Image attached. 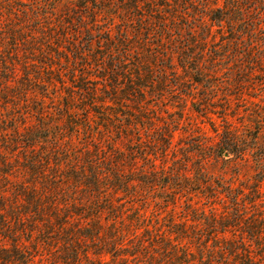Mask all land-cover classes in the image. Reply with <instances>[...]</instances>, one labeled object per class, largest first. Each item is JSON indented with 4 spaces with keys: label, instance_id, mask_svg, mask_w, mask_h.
I'll return each instance as SVG.
<instances>
[{
    "label": "rangeland",
    "instance_id": "obj_1",
    "mask_svg": "<svg viewBox=\"0 0 264 264\" xmlns=\"http://www.w3.org/2000/svg\"><path fill=\"white\" fill-rule=\"evenodd\" d=\"M83 1L0 0V86L6 75L5 68H11V86L0 90V167L5 161L11 171L7 178L9 184L6 185L0 178V188L1 184L6 185L4 189H8L6 193L9 195L13 186L24 182L25 171L20 166L25 164L26 157L33 154V148L25 147L21 137L41 119L48 121L53 127L63 129L61 132L64 133V138L59 136V149L56 151L61 154L76 157L84 147H98L103 157L105 154L102 149L106 148V144L107 147H114L124 153L128 152L127 149L137 150V157L145 154L144 157L147 158H136L133 165L135 176L141 177V170L154 165L156 170L163 166L164 169L174 171L182 180L181 183L186 177H190L191 181L199 180L201 185L193 182L194 188L201 187L202 194L176 189L171 196H166L159 190L148 193L140 185L130 191L138 192L135 206L141 207L140 214L145 218L144 224L152 226L153 233L156 229L157 233H161L169 226L176 231L180 228L179 225L185 224V228H189L188 233L195 237L182 239V245L190 246L197 257V251L203 252L204 259H207L211 246L216 242L222 247L224 239L239 240L242 235L240 230L233 228H229L225 234L216 232L213 228L207 229L212 219L217 221L230 218L233 208L225 197L208 199V195H205L206 185L211 184V188L219 191H224L229 184L235 189H242L247 198L241 204L246 207V211H260L264 214V180L260 183V193L256 195L258 198L254 207L249 203L252 198L249 194L252 190L250 186L262 177L261 170L264 169V162L260 165L256 162V157L262 150L246 153L240 158L216 154L205 157L206 153L214 152L213 147L220 141L224 131L235 134L246 144L255 143L254 145L264 149V0H107L108 7L104 11L97 10V13L89 17L85 16L87 10L79 6ZM129 2L135 7L128 8ZM31 4L42 15L45 11L51 12L48 14L49 19L41 20L46 30L59 20L65 21L64 29L59 26L55 29L59 33L64 30L66 36L54 40L53 44L45 43L44 36L33 30L36 20L33 23L25 21L27 24L24 23L22 27L26 28L21 30L18 25L25 20L21 11ZM231 5H234L233 11L230 10ZM97 7L101 8V5L97 4ZM229 15L235 17L233 24L227 19L221 22L216 19L218 16ZM109 23H112L111 31L106 32ZM87 27L92 28L91 35H88ZM120 29L125 30L122 35V30L118 32ZM13 31L23 34L15 40L10 37V32ZM31 35L35 37L32 46L35 47L34 50L27 49L26 43L19 42ZM120 36L127 40L124 45L117 44ZM105 38L110 39L113 44L108 46L104 42ZM90 40V43H86ZM69 42H75L87 55L75 59L74 52L69 53L64 48ZM225 52L226 57L220 58ZM181 55L187 59L197 57L198 63L186 62L182 68L183 61H179ZM59 57L61 61H58ZM25 62L29 63L28 69L24 66ZM138 65H149L153 70L150 74L151 81L149 79L147 86L142 87L144 96L138 97L130 91L133 98L138 97L135 102L110 101V76L113 72L117 74L118 94L123 96L120 90L126 88L128 78L125 77L135 79L133 72ZM197 67L216 70L215 73L210 72L208 77L212 76L210 80L217 86L204 99L202 96L205 95L204 89L208 83L205 79L202 84L194 82V79L204 78L196 71ZM25 74L30 75L29 82L25 80ZM20 81L25 84L28 92L25 99L16 101L10 90L20 85ZM83 83L91 88L98 83L97 87L102 89L97 91L92 104L84 98L85 93L79 88ZM103 96L112 107L110 111H116L115 118L123 119L121 113L130 111L142 119L137 128L127 135L128 138L122 135L120 140H113L116 134L112 132L106 133L103 140L99 141L96 125H93V138L87 139V135H84L80 126L82 120L79 118L84 117L83 110L90 108V105L97 111L106 113V107H101L99 101L104 99ZM83 105L84 109H80ZM38 108L42 114H39ZM88 111L92 119L99 120L96 117L98 114L92 109ZM7 115L11 117L7 119ZM12 118L15 120H11ZM167 124L171 130L169 132L164 129ZM106 135H110L111 140ZM52 136L54 135L51 134ZM90 139L91 143L87 142ZM105 139L108 140L103 144ZM161 139L166 145L169 143L165 156L160 154L163 143ZM203 142H206L205 145L199 148L198 145ZM206 145L207 148L210 147L209 150H206ZM155 151L157 153L154 158ZM153 159L155 160L152 161ZM6 170L5 166L3 171ZM131 171V168L124 167L123 173L131 174ZM116 196L115 193L111 194L109 200L118 206L121 202L116 200ZM127 201L121 207L120 219L125 226L122 231H129L127 235H130V232L136 230L126 218L131 214L128 211L131 202ZM101 222L105 224L103 220ZM141 232L142 229H139L136 234L141 236ZM21 240L32 249L29 241L24 238ZM2 241L0 243L10 245V241ZM244 244H250L252 254L257 255L256 259H261L264 249L245 238ZM37 247L38 253H42L43 257L55 260L50 254H46L48 252L44 245L38 244ZM88 256L89 263L82 260L84 264H100L92 248H89ZM212 257L215 264H233V257L222 258L218 253ZM103 258L109 264H114L110 262V255H104ZM38 259L39 256H36V260Z\"/></svg>",
    "mask_w": 264,
    "mask_h": 264
},
{
    "label": "trees",
    "instance_id": "obj_2",
    "mask_svg": "<svg viewBox=\"0 0 264 264\" xmlns=\"http://www.w3.org/2000/svg\"><path fill=\"white\" fill-rule=\"evenodd\" d=\"M106 1L107 0H84L79 6L87 10V15L85 16L89 17L91 14L97 13V10L104 11V8L108 7ZM129 3L130 4L127 5L128 8L131 6L135 7L131 2ZM97 4L101 5V8H98ZM48 9L49 8H47V10ZM230 10H234V5H231ZM21 13L25 20L21 21V25L19 24L18 27L22 30L26 28L22 27L24 23L27 24L26 22L30 21L33 23L36 20V25H34L33 30H37L40 36H44V38H42L45 40V43L48 42L53 44L54 40L66 36L64 30H62V33H59L58 30L55 29L57 26L64 29L65 21L63 20H59L57 24L54 23L52 28L47 27V30L44 28L45 26L41 20L47 19L49 17L48 14L51 12L45 11L42 15L36 12L35 7L31 4L28 8L23 9ZM29 13L32 14L29 15ZM222 17L223 16L216 17L218 22L227 19V21L233 24L235 18L233 15H229V17L224 16V19H222ZM239 20L242 21L240 18ZM111 24L112 23H109L110 26L106 27V32L111 31ZM21 30H19V32ZM86 30L88 35L92 34V28L87 27ZM120 31L122 35L125 30L120 29L118 32ZM20 34L23 33L13 31L12 33L10 32V37L16 40L17 37L21 36ZM34 41L35 37L31 35L23 38L22 41L20 40L19 42L26 43L25 46L27 49L30 50L32 48V50H34L35 47H32L34 46ZM91 41L92 40L86 41V43H90ZM104 42L108 44V46L113 44L112 41L107 38L104 39ZM125 42H127L126 38L120 36L117 44L124 45ZM57 46H59V44ZM15 47H17L16 43ZM64 48L69 50V53L74 52L75 59L79 56L87 55L86 52H82L79 49L75 42H69ZM0 51L2 52V50ZM102 54L104 55V53ZM222 56L225 58L226 52L219 57L222 58ZM121 58H123L122 55ZM212 59L215 60V57ZM198 60L197 57L192 56L190 59L182 55L179 57V61L181 63L183 61V65H181L182 68H184L186 62L198 63ZM58 61H61V57L58 58ZM211 62L212 61H210V63ZM9 63H5V65ZM24 66L28 69L29 63L25 62ZM136 69L137 70L133 72L135 74V79L129 76L125 77L128 78L125 84L126 88L120 90V93L123 92V96L118 94L119 85L117 83V74L113 72L110 76V87L112 91L108 97L110 101L122 103L125 100H131L135 102L134 100L136 97L133 98L131 92L137 94L138 97L144 96L143 88L147 86L149 79L151 81L150 74L153 73V70L150 69L149 65L145 67L138 65ZM5 70L6 75L0 86V90L11 86L9 85V82H11V68L8 69V67H6ZM196 71L204 78L194 79V82L202 84L205 79L208 83L207 86L206 84L203 85L209 88L204 89L205 95L202 96V99H204L211 91H214V87L217 86L216 83L210 80L212 76L208 77L211 75L210 72L215 73L216 70L207 67H197ZM13 72L15 74L14 70ZM25 75L27 76L25 80L29 82L31 80L30 75ZM102 76L104 77L105 75ZM97 84L98 83H95V87L92 88L86 86V83L79 85V88H82L85 93L84 98L91 102V104L93 102L92 100L96 98L95 95L97 91L102 90L97 87ZM24 85L25 84L20 81V85L10 90L13 92V97L16 101L27 97L28 91ZM125 91H128V93L131 92L128 94ZM138 97L136 100H138ZM210 97H208V99ZM102 98L104 99H99V101L101 102V107H106V113L97 111L92 105L88 108L89 110L92 109L95 114H98L96 116L99 119L98 121L92 119L90 111L83 108L84 105L80 107V109H84L82 113L84 117L79 118L82 120L80 126L82 127L84 135H87V139L93 138V136H91V134L95 132H93V125H96V129H98L97 133L100 135L99 141L103 140V136H105L106 133L110 134L112 132L116 134L113 140H120L122 135L128 138L127 135L129 136L130 132L137 128L139 123L142 122V119L138 116L136 117L133 113H130V111L121 113L123 119L115 118L117 117L114 115L116 111H110L112 107L106 103L104 96ZM9 100L11 102L10 98ZM39 110L38 108V112ZM39 114L42 113L39 112ZM113 115L114 118L112 119ZM10 117V115H7V119ZM11 120H15V118ZM69 123H71V119H69ZM165 128V132L171 131L170 128H168V124L164 129ZM62 130L63 129H60V127H53L48 121L41 119L38 120L37 125L35 124L32 130L30 129L23 134L21 137L24 143L23 145L28 148H33V154L26 157L25 164L20 166L23 167L25 171L24 182H20V184L18 183L13 186L9 195L6 193L8 189L5 190L4 188L9 184L7 178L10 175L11 169H9V164L5 161H3L0 167L1 181L6 184H1L0 188V235L2 237L0 238V242L2 240V242L10 241V245L0 243V264H84L82 260H85V263H89V260H87L89 248L93 249V253L97 256V259H99L100 264H109V261H104V255H110V262L114 264H215V259L212 257L215 253L220 254L222 258L233 257V264L237 262L238 264L263 263L264 253L261 259H256L257 255H253L252 251H250V244L249 246L244 244V238L248 239L250 243H257L259 245L258 247L264 249V214L260 211L254 213H248V211H246V207L241 204L245 201L244 198H247L244 196L242 189H235L229 184L224 191H219L215 188H211V184L206 185L205 195H208V199H221L225 197L233 208L230 218L217 221L212 219L210 223H208L209 228L207 229L211 230V228H213L216 232L225 234L229 231V228H233V230H240V235L242 236L239 240L234 239L225 241L224 239L223 242L225 243L222 247H219L216 242L211 246L209 258L207 259H204L203 252L201 251H197V257L191 251L190 246L182 245L181 243L182 239H192L195 237L188 233L189 228H185L186 225L182 224L179 225L180 228L176 229V231L173 227L169 226L161 233H157V229L156 232L153 233V227L146 223L144 224L145 218L140 214V210H142L141 207L135 206L138 202V192L130 190L140 185L142 189L145 188L148 193L151 190H159L166 196H171L176 189L180 191L190 190L195 191L197 194H202L201 187L194 188L195 184L193 182L198 183L199 186L201 185L199 180L191 181L190 177H186V179H183L185 181L181 183L182 180L174 171H170L169 168L168 170L166 168L164 169L163 166L160 170H156L154 165L147 166V168L141 170V177L135 176L133 165L134 162H136V158L141 156V158L145 160L147 157L144 156L146 155L143 154L137 157V150L127 149L128 152L124 153L114 149V147H107L108 144L105 145V149H102L105 154L103 157H101L98 147H94L93 149L84 147L85 149L80 151L79 154H76V157L70 156V154H61L56 151L59 149V136L64 138V133L61 132ZM79 131L80 130H76V132ZM51 134L54 135L52 136L54 139H52ZM107 136L108 135H106V137ZM108 137L109 140H111V136L109 135ZM107 140L108 139H105L103 144ZM91 141L90 139L87 142L91 143ZM205 143L206 142H203L201 145H198L199 148L204 146ZM254 144H246L235 134L224 131L220 141L213 147L214 152L206 153L205 157L216 154V156L225 155L227 157L240 158L246 153L262 150L256 157V162L260 165L264 162V149ZM168 145L169 143L166 145V142L163 140L160 152L162 156L166 155ZM37 147L38 149L40 148V150H36ZM209 149L210 147L207 148L206 145V150ZM196 150L198 152V149ZM156 153L157 151L153 153L155 154L154 158L156 157ZM63 156H67V158ZM154 160L155 159L152 161ZM5 166L8 170L3 171ZM124 167L131 168V170H133L131 174H124ZM261 176L262 177L257 179L256 183L250 186L252 190H250L249 194L252 198L249 203H251L253 207L256 198H258L256 195L260 193V183L264 180V169L261 170ZM135 182L138 183L136 184ZM113 193L117 194L115 198L118 199L116 200L121 202L118 206H115L109 200V197ZM118 193H122V195H118ZM127 200L131 202V206L128 210L131 214L127 215L126 218L129 221V225L130 223L133 224L134 230H136L135 232H130V235H127L129 231H122V227L125 226L122 219H120L121 207L128 203ZM102 214H105V216L102 217ZM102 220L105 224L101 222ZM139 229H142L141 236L136 234ZM244 235L247 238L244 237ZM21 238L31 243V250L23 244ZM188 243L191 244L190 242ZM38 244L44 245L48 252L46 254H50L55 260L50 257H43L44 255L42 253L39 254L37 249ZM36 256H39L38 260H36ZM220 264L225 263L223 262Z\"/></svg>",
    "mask_w": 264,
    "mask_h": 264
}]
</instances>
